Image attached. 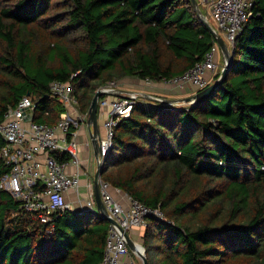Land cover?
Masks as SVG:
<instances>
[{
    "label": "trees",
    "instance_id": "obj_1",
    "mask_svg": "<svg viewBox=\"0 0 264 264\" xmlns=\"http://www.w3.org/2000/svg\"><path fill=\"white\" fill-rule=\"evenodd\" d=\"M212 42L189 0H0V122L29 96L32 120L55 123L53 80L70 83L85 113L106 82L170 79ZM230 50L204 100L134 105L114 128L100 179L163 216L144 218L147 264H264V0ZM107 226L90 211L41 224L0 188V264H98Z\"/></svg>",
    "mask_w": 264,
    "mask_h": 264
},
{
    "label": "built area",
    "instance_id": "obj_2",
    "mask_svg": "<svg viewBox=\"0 0 264 264\" xmlns=\"http://www.w3.org/2000/svg\"><path fill=\"white\" fill-rule=\"evenodd\" d=\"M201 1L209 4L213 28L231 48L235 36L251 16L253 0ZM217 47L213 41L203 58L180 75L159 82L143 79V85L151 88L162 84L175 90L188 85L194 92L201 90L220 71L224 62L222 58L218 66ZM98 89L105 92L97 99V110L104 114L102 135L98 138L99 159L103 160L111 148L117 122L127 117L134 105H154L155 102L146 94L157 100L161 98L138 89H120L112 81ZM48 95L56 98L63 106L55 123H38L27 119L28 114L32 116L34 108V102L29 96H23L14 106L7 107L0 122L3 141L0 159L9 167V172L0 177V188L19 201L23 213L41 224L63 211L96 212L91 183L84 185L83 201L78 192L80 177L86 173L81 168L79 144L74 129L79 124H85L86 112L79 111L72 87L67 81H51ZM98 191L106 216L114 222L108 223L98 264H136L135 258L139 257L128 248L123 233L129 234L132 229L143 227L146 216L162 220L161 211L157 207L141 204L100 178ZM68 192L72 194L71 202L65 199Z\"/></svg>",
    "mask_w": 264,
    "mask_h": 264
},
{
    "label": "water",
    "instance_id": "obj_3",
    "mask_svg": "<svg viewBox=\"0 0 264 264\" xmlns=\"http://www.w3.org/2000/svg\"><path fill=\"white\" fill-rule=\"evenodd\" d=\"M189 1H190V4L194 12L200 18L204 26L207 28V30L211 34L214 42L217 44L220 50V53L222 55V58L224 59V62L221 66V69L219 71L217 78L213 82H211L210 84L206 85L201 90H198L189 96H185V97H181L177 99L161 98L157 100L153 98V96L146 94V96L149 99H152V101L155 102L154 105H156L157 107H164L167 105L177 106L179 104L185 106V105H193V104H197L201 102L221 83L228 69L229 60H230V51H231L230 48H228L227 44L223 41V39L218 34V32L206 21L205 17L201 14L196 0H189ZM104 94L105 92L98 88L93 93L90 99V102L88 104L87 110H86L85 125L89 130V138H90V142L92 146L93 160L95 164L94 172L92 174V179H91L93 199L95 202V210L101 216L102 219L106 220L110 224H114V222L106 216V212L103 208V205H102V202L99 196V191H98V181H99L100 174H101L102 160L99 159V148H98V137H97L98 127H97V115L96 114H97V99ZM43 97L45 98L47 97V95H44ZM27 119H32L31 114L27 115ZM123 235H124L128 248L132 252H135L138 255L140 264H147L144 248L141 245V243L132 239L128 233H123ZM138 246H141V250L138 249Z\"/></svg>",
    "mask_w": 264,
    "mask_h": 264
},
{
    "label": "crops",
    "instance_id": "obj_4",
    "mask_svg": "<svg viewBox=\"0 0 264 264\" xmlns=\"http://www.w3.org/2000/svg\"><path fill=\"white\" fill-rule=\"evenodd\" d=\"M198 8L201 12V14L205 17L206 21L213 27L212 23H211V18L209 15V4L207 2H202L201 0H196ZM214 41V40H213ZM122 81V84L120 86H118L120 89L123 90H127V89H131L132 86H136L139 85V82H142L141 80H137L134 78H122L119 79ZM176 92L178 93L179 97H185V96H189L191 94L194 93V89L191 88L188 85H183V87L180 90H176ZM97 127H98V134L97 137H101L102 135V129H101V123H102V119H103V113L99 110H97ZM76 132V139L77 142L79 144V158L81 161V168L82 170L85 171V175H82L80 177V184H81V188L84 189V185L86 183H89V178H88V166H89V161L90 158L92 159V162L94 164V160H93V151H90V147L92 150V146H91V142H90V138H89V130L86 127L85 124L83 125H78L75 129ZM92 153V157H90V154ZM94 169H92L93 171ZM79 196L80 193H79ZM65 199L67 201L72 200V194H70L69 192L67 194H65ZM104 220V219H103ZM106 221V220H105ZM107 222V221H106ZM108 224V222H107ZM143 233V227H138V228H134L130 231L129 236L134 239L135 241L140 242L141 239V234Z\"/></svg>",
    "mask_w": 264,
    "mask_h": 264
},
{
    "label": "rangeland",
    "instance_id": "obj_5",
    "mask_svg": "<svg viewBox=\"0 0 264 264\" xmlns=\"http://www.w3.org/2000/svg\"><path fill=\"white\" fill-rule=\"evenodd\" d=\"M229 48H230V46H229ZM216 51H217L216 52V55H217V58H218V66H220V63L222 61V55H221L220 50H219L218 47L216 48ZM221 66H222V64H221ZM217 72H219V71H217ZM112 82L114 84L118 85V86H120L122 84V81L119 80V79H113ZM211 82H213L212 81V78L209 80L208 84H210ZM105 84H107V82ZM105 84H103V85H101L99 87L105 86ZM137 86L138 87L132 86L131 89H136V90L138 89V90H141L143 92H149V93L154 94L155 96H159L160 98H164V99H177V98H181V97H179V95H178V93L176 92L175 89L166 87V86H164L162 84H157L154 87L147 88V87H145L143 85V81H142V82H139V85H137ZM180 107H183V105H180L179 104L177 106H171L170 108H171V110H176V109H179ZM90 151L92 152L91 147H90ZM90 157H92V153L90 154ZM94 168H95V164H93L92 159L90 158L89 166H88V178H89V181H90L89 183H91L92 174L94 172V170L92 171V169H94ZM78 192L81 195V198H82L81 201H83L84 200V197H85V188L82 189L81 188V184L79 186ZM135 261H136V264H140V261H139L138 258H135ZM219 264H223V263L220 262ZM226 264H244V261L243 260H236V259H234V260H229L228 263H226Z\"/></svg>",
    "mask_w": 264,
    "mask_h": 264
},
{
    "label": "bare ground",
    "instance_id": "obj_6",
    "mask_svg": "<svg viewBox=\"0 0 264 264\" xmlns=\"http://www.w3.org/2000/svg\"><path fill=\"white\" fill-rule=\"evenodd\" d=\"M138 249L141 250V246H138Z\"/></svg>",
    "mask_w": 264,
    "mask_h": 264
}]
</instances>
